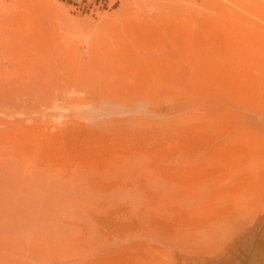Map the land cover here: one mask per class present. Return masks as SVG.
Instances as JSON below:
<instances>
[{
    "label": "rangeland",
    "instance_id": "1",
    "mask_svg": "<svg viewBox=\"0 0 264 264\" xmlns=\"http://www.w3.org/2000/svg\"><path fill=\"white\" fill-rule=\"evenodd\" d=\"M133 1L78 65L0 48V264H264V1Z\"/></svg>",
    "mask_w": 264,
    "mask_h": 264
},
{
    "label": "bare ground",
    "instance_id": "2",
    "mask_svg": "<svg viewBox=\"0 0 264 264\" xmlns=\"http://www.w3.org/2000/svg\"><path fill=\"white\" fill-rule=\"evenodd\" d=\"M118 1L120 2V7L117 11H112L110 14L104 12L105 7L109 8L111 6H114ZM196 1L197 0H156L155 8L157 12H159V16L157 18L158 23L165 24L169 23V21L172 19H176L182 21V24L183 22H185L186 24V21L189 20L188 18H190L194 13V2ZM133 2V0H0V48H5V42H16L21 31L33 30L48 32L51 36L50 41H41L33 48V51L35 50L37 52V55L35 54V57H33L34 59L32 58V56H27L25 52L23 53L24 56H27V59H29L30 63L33 66L37 65V67L41 69H44L47 63L54 62L55 60L68 63L70 62L72 64L78 65V59L75 55L76 44L67 43V45L69 46L65 47L61 45L64 43L63 42L60 45L58 43L57 46V41L59 40V38H62V36H65L68 33L77 35L79 34L80 37L77 39V41L81 39V37H88L90 40V45H100L102 44V39L105 36L113 34L118 30L124 29L129 26L131 22L130 14L132 12ZM244 2L248 4L251 3V0L242 1L241 7L246 9V7L243 5ZM209 3V6L211 5V3L212 6L216 5L215 1H209ZM252 3L256 4L257 2L252 1ZM231 5L232 4H230V6ZM230 9L232 11L231 7ZM68 11L74 12L76 16L69 17L70 15L68 16L67 14ZM93 15L98 19L94 20ZM233 15L235 16L236 14ZM241 21L243 20L241 19ZM242 23H245V21ZM247 24L246 26H241L240 24L241 27L234 30L238 36L243 37L244 35L247 38L250 36L251 31H255H253V29H250V27L253 25H249L250 27H247ZM234 40L235 39H233V41ZM26 47L27 46H25L24 48ZM24 48L22 47L23 51H25ZM27 49L30 48L27 47ZM31 53V51H28V54Z\"/></svg>",
    "mask_w": 264,
    "mask_h": 264
}]
</instances>
